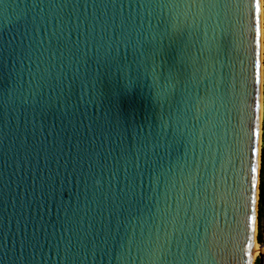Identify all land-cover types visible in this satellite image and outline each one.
Returning <instances> with one entry per match:
<instances>
[{
  "label": "water",
  "instance_id": "1",
  "mask_svg": "<svg viewBox=\"0 0 264 264\" xmlns=\"http://www.w3.org/2000/svg\"><path fill=\"white\" fill-rule=\"evenodd\" d=\"M254 4L0 0V264H254Z\"/></svg>",
  "mask_w": 264,
  "mask_h": 264
},
{
  "label": "snow or ice",
  "instance_id": "2",
  "mask_svg": "<svg viewBox=\"0 0 264 264\" xmlns=\"http://www.w3.org/2000/svg\"><path fill=\"white\" fill-rule=\"evenodd\" d=\"M255 11L252 13V16L249 20V29L251 32V38L254 43V48L252 50V70H253V84H252V103L255 105V109L259 108L258 102V88L257 85L260 84V59H259V48H260V38H261V26H260V2L259 0H255L254 4ZM253 115H255V110L253 111ZM257 133L255 129H253L250 136V145L249 150L251 152V157L248 163V169L250 174V188L252 190V194L250 196V202L252 205L256 204V195L255 189L258 187L257 185V166L255 163V158L259 153V150L255 147ZM262 166H264V154H261ZM253 213H255V208L251 209ZM256 216L253 214L249 217V222H255ZM250 247V245H249Z\"/></svg>",
  "mask_w": 264,
  "mask_h": 264
},
{
  "label": "trees",
  "instance_id": "3",
  "mask_svg": "<svg viewBox=\"0 0 264 264\" xmlns=\"http://www.w3.org/2000/svg\"><path fill=\"white\" fill-rule=\"evenodd\" d=\"M263 129H264V125H263ZM262 154H264V149L262 151ZM263 218H264V166H262V161H261L260 183H259V222H258V234H257V240L261 243L264 241ZM257 264H259V260L257 261Z\"/></svg>",
  "mask_w": 264,
  "mask_h": 264
},
{
  "label": "rangeland",
  "instance_id": "4",
  "mask_svg": "<svg viewBox=\"0 0 264 264\" xmlns=\"http://www.w3.org/2000/svg\"><path fill=\"white\" fill-rule=\"evenodd\" d=\"M261 16H262V45H263V125H264V0H261ZM263 149H264V129L262 130L261 154ZM260 168H261V161H260ZM257 232H256V243H255V253H254V264H257V261L261 256L259 255V253L262 252L264 249L263 242L261 243L257 240V234H258Z\"/></svg>",
  "mask_w": 264,
  "mask_h": 264
},
{
  "label": "bare ground",
  "instance_id": "5",
  "mask_svg": "<svg viewBox=\"0 0 264 264\" xmlns=\"http://www.w3.org/2000/svg\"><path fill=\"white\" fill-rule=\"evenodd\" d=\"M254 253H255V244H254V250H253V258H254ZM262 253H264V249L262 252H260V255H262Z\"/></svg>",
  "mask_w": 264,
  "mask_h": 264
}]
</instances>
